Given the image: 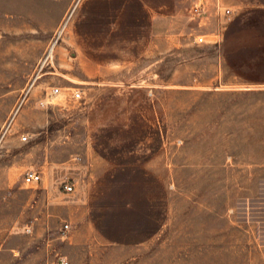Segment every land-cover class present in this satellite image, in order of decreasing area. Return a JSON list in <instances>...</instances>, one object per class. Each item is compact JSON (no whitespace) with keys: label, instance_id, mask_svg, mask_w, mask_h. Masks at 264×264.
I'll list each match as a JSON object with an SVG mask.
<instances>
[{"label":"rangeland","instance_id":"obj_1","mask_svg":"<svg viewBox=\"0 0 264 264\" xmlns=\"http://www.w3.org/2000/svg\"><path fill=\"white\" fill-rule=\"evenodd\" d=\"M62 257L264 264V0H0V264Z\"/></svg>","mask_w":264,"mask_h":264},{"label":"built area","instance_id":"obj_2","mask_svg":"<svg viewBox=\"0 0 264 264\" xmlns=\"http://www.w3.org/2000/svg\"><path fill=\"white\" fill-rule=\"evenodd\" d=\"M201 9H202L201 5L198 4L197 7L194 8V11H195V13H199V10H201ZM229 12H230L229 10H226V11H224V14L227 15V14H229ZM64 26L62 27L60 32L63 30ZM202 42H203V38H199L198 39V43H202ZM58 93H59V88H54L52 94L55 95V94H58ZM72 98L75 99V100L81 99L80 93L79 92L73 93L72 94ZM20 106H21V104L17 107V109L13 113V115H12L8 125H7V127L4 130L3 135L6 133V131L11 126L16 114L18 113V110H19ZM26 140H27L26 137L22 138V141L25 142ZM24 181H25L26 184H35V183H38L40 181V177L36 173L28 172L24 176ZM72 189H73V187L70 186V185H65L64 186V191L66 193H70L72 191ZM68 232H69V226L67 224L63 225L62 228H61L62 236H65ZM56 264H69V263H68V261L65 258L62 257V258L57 259Z\"/></svg>","mask_w":264,"mask_h":264},{"label":"bare ground","instance_id":"obj_3","mask_svg":"<svg viewBox=\"0 0 264 264\" xmlns=\"http://www.w3.org/2000/svg\"><path fill=\"white\" fill-rule=\"evenodd\" d=\"M52 52V51H51Z\"/></svg>","mask_w":264,"mask_h":264}]
</instances>
